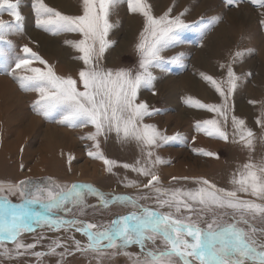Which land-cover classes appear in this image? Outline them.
Listing matches in <instances>:
<instances>
[{
    "label": "snow or ice",
    "instance_id": "snow-or-ice-1",
    "mask_svg": "<svg viewBox=\"0 0 264 264\" xmlns=\"http://www.w3.org/2000/svg\"><path fill=\"white\" fill-rule=\"evenodd\" d=\"M130 13L144 19L143 31L137 44L138 68H105L100 61L110 42L107 39L113 24L110 16L121 0H82V14L70 16L49 7L44 0H34L35 26L52 35L77 34L79 39L66 41L79 55L83 67L77 78L57 75L52 66L28 46L20 49L7 64L8 74L26 92H35L37 98L33 109L37 115L55 119L70 127L94 129L82 137L94 142L96 152L89 156L103 162L111 173L114 167L143 176L144 189L132 195L105 193L89 184L60 185L51 180L40 184L23 180L19 183H0V257L19 259L32 255L41 260L45 256H59L61 264L67 255L93 253L103 256L115 249L127 256L131 264H264V227L258 228L254 221L264 224V158L255 161L250 156L232 174L231 187L223 188L207 179H199L192 189L164 188L160 176L153 170L166 163L155 149L170 141L182 139L179 133L166 135L155 124L146 122L155 113L146 102H138L141 88H153L156 77L152 69L163 70L162 53L179 43L181 30L191 27L182 18L185 13L173 16L170 8L162 16H154L147 0H125ZM228 5L237 0H225ZM264 8V0H251ZM20 0H0V56L11 50V35L23 31L24 17L19 10ZM11 19L6 21L3 15ZM219 22L214 18L208 25ZM241 56L237 52L233 60ZM179 57H173L175 63ZM33 63L43 67H34ZM14 64V67L12 66ZM221 65V68H224ZM223 100L222 104H205L192 97L185 103L190 107L204 109L217 118L197 122L196 129L204 135L229 140L228 99L235 91L238 77L231 65L227 66V87L213 77L202 74ZM155 94V93H153ZM249 103H253L250 101ZM233 142L253 150L255 133L246 126L244 119L232 115L230 119ZM256 123L264 129V112ZM115 134L121 142H134L144 160L135 164L119 165L106 158L100 151V137ZM198 154L215 156V153L195 149ZM218 158V157H216ZM126 188H140L133 180L124 184ZM10 197H16L14 203ZM89 197H95L102 208L114 205L135 209L124 215H116L107 223L90 222L79 218L92 205ZM154 198L156 207L140 203ZM39 207L40 211L36 210ZM167 209V211H161ZM204 213H211L205 219ZM71 214V218L67 217ZM79 214V215H78ZM193 215L197 219H193ZM57 217L52 219L51 217ZM227 217V219H225ZM33 225L48 227L68 233L53 239L45 252L35 251L40 240L26 243L25 234L35 231ZM79 233L86 239L81 243ZM10 243L11 248L6 245ZM139 251H126L130 246ZM57 249L63 251L57 252Z\"/></svg>",
    "mask_w": 264,
    "mask_h": 264
},
{
    "label": "rangeland",
    "instance_id": "rangeland-1",
    "mask_svg": "<svg viewBox=\"0 0 264 264\" xmlns=\"http://www.w3.org/2000/svg\"><path fill=\"white\" fill-rule=\"evenodd\" d=\"M33 2L20 0L19 10L24 17L23 31L8 37L14 47L7 52L6 57L0 56V183L15 184L28 180L43 184L51 180L60 185L89 184L105 193L132 195L134 198L138 192H149V189L143 188L147 178L123 167H114L109 173L101 160L89 156L90 151L97 150L93 141L82 137L94 131L91 126L70 127L57 122L59 115L52 120L37 115L33 109L37 94L23 91L13 76L8 74L7 64L17 55H24L20 51L24 46L38 53L57 75L77 78L83 67L82 61L76 59L79 53L66 43L79 39L78 35H52L37 28ZM44 3L65 15L82 14V0H44ZM147 3L152 6L154 16H162L171 8L173 16L184 12L182 18L191 25L179 32L176 46L162 53L163 70L152 69L156 77L153 88H141L138 93V102H146L155 113L146 118V122L155 124L166 135L179 133L182 137L155 149L156 155L166 163L157 165L153 170L160 176V185L164 188H196L198 185L194 182L199 179H207L218 187L230 188L232 174L250 156L255 161L264 158V129L256 123L264 112V8L253 4L251 0H237L232 5H228L225 0H147ZM214 18H219V22L208 27ZM3 19L9 21L11 18L5 13ZM110 21L113 24L107 37L110 47L106 49L101 65L113 70L137 69V44L144 27L143 17L130 13L125 0H121L113 10ZM237 52L241 56L233 60ZM173 57H179V60L171 63ZM221 65L225 67L221 68ZM228 65H231L238 80L235 91L228 99L232 110L229 112L227 128L229 140L225 142L210 138L196 129L197 122L217 118L215 114L190 107L185 100L192 97L205 104H222V98L202 79V74L224 82L222 87L226 88ZM32 66L43 67L36 63ZM238 106L245 113H240ZM233 114L244 119L246 126L256 134L253 150L233 142L230 123ZM100 141V151L119 165L144 160L136 143L121 142L114 133L107 139L100 137ZM195 149L216 155H200ZM133 180L139 182L141 187H124L125 183ZM10 199L14 203L18 202L16 197ZM89 202L92 207L87 208L84 215H78L80 219L90 222L107 223L116 215L135 211L118 205L102 208L95 197H89ZM140 203L156 207L154 198ZM36 210L40 211L38 206ZM203 215L205 219H211L212 216L211 213ZM59 218H71V214ZM193 219L197 217L193 215ZM254 223L258 228L264 227L258 220ZM33 227L35 231L22 238L26 243H32L38 237H44L35 251L45 252L53 239L68 235L48 227ZM75 235L81 243H86L79 233ZM6 246L12 247L10 243ZM60 251L63 250L57 249V252ZM126 251L136 253L139 248L133 245ZM0 264H61V258L45 256L38 261L32 255L11 260L0 257ZM62 264L131 262L121 252L110 249L101 257L93 253L76 252L67 255Z\"/></svg>",
    "mask_w": 264,
    "mask_h": 264
},
{
    "label": "bare ground",
    "instance_id": "bare-ground-1",
    "mask_svg": "<svg viewBox=\"0 0 264 264\" xmlns=\"http://www.w3.org/2000/svg\"><path fill=\"white\" fill-rule=\"evenodd\" d=\"M46 45V44H45ZM188 83V82H187ZM200 87V86H199ZM198 87V88H199ZM238 110L240 111V113H245L244 109L241 106H238ZM242 116H245L244 114H240Z\"/></svg>",
    "mask_w": 264,
    "mask_h": 264
}]
</instances>
